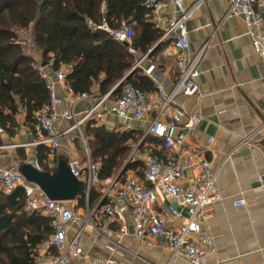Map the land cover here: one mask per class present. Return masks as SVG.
<instances>
[{
    "label": "crops",
    "instance_id": "obj_1",
    "mask_svg": "<svg viewBox=\"0 0 264 264\" xmlns=\"http://www.w3.org/2000/svg\"><path fill=\"white\" fill-rule=\"evenodd\" d=\"M197 1L185 0L184 4L186 8H191L186 21L190 41L189 54L194 55L204 48L198 77L202 96L179 95L176 98V105L183 113L181 128L189 126L187 119L189 114L200 115L199 123L187 134V145L204 150L216 173L218 199L208 208L210 218L201 227L203 234L213 236L216 247V252L208 257V264H264L262 58L253 48L243 17L228 15V0H203L199 3ZM169 8L172 10L173 7L170 5ZM148 18L154 23L152 17ZM162 23L167 25V20ZM160 39L146 53L132 51L136 55L134 63L147 54L148 58L154 60L158 66L156 80L145 75L140 68L136 69L139 75L143 76L141 82L138 80L141 86L130 83L143 91L154 93L158 81L164 85L165 91L169 92L179 75L174 56L177 51L173 43L160 42ZM159 44L160 47L156 48ZM168 48L171 49V53L166 52ZM152 52L154 55L150 56ZM34 56L40 59L38 53ZM133 66L124 77L133 70ZM44 67L52 73L50 65ZM120 81L106 93L101 94L99 86L96 85L92 93L83 95L75 94L65 81L53 82L54 89L63 99L60 108H70L82 115L102 96L110 93L112 98V92L121 86ZM119 94L120 92L117 96ZM16 118L18 124L14 133L5 129V132L0 134V168H14L20 171L22 165L32 163L41 170L54 172L63 164L68 165L70 152H76L85 158L86 146L81 135L84 134L86 137L90 152L86 134L89 123L105 125L110 129L139 132L142 138L133 145L128 160L130 158L132 160L134 152L140 155L132 161H142L141 156L152 151L164 161L173 160L175 156L174 152L164 147L163 142L145 143L144 146H140L143 140L150 136L146 134L147 122L142 121L138 124L135 120H130L125 123L109 110L104 111L101 118L86 121L80 128H72L73 122L69 120L57 123L56 132H64L67 129L70 131L62 135L56 148L46 144H36L44 133L38 130L35 121L26 120L24 110L17 114ZM128 125L131 127H127ZM181 128L178 131L183 130ZM130 173L143 180V176H139L136 171ZM110 181L111 179L105 180L100 185H96L91 194L93 191L101 194ZM0 191L4 192L1 185ZM77 197L71 203H65L79 217L67 227L68 238L79 236L83 248L82 256L73 258L74 262L88 264L91 259L100 257L112 259L114 264H148L137 258V255L152 264H189L182 260H174L170 263L168 249L142 243L134 234L131 214L110 216L103 213L98 208L101 198L93 208H90V197L87 199L85 191V206L80 207ZM237 200H244L245 203L235 205ZM173 203H175L173 199L159 193L154 206L160 210ZM86 209L89 213H87L88 217L84 218L82 214ZM124 227L129 230L128 235H122L121 230ZM81 229L82 233L79 234ZM193 237L198 239L199 233L193 234ZM49 240L40 248L36 263L47 255L45 245ZM150 240L156 243L162 241L157 237H150ZM113 242L121 243L128 251L121 249L112 251L108 244ZM50 253L55 252L51 250ZM48 262L46 264H49Z\"/></svg>",
    "mask_w": 264,
    "mask_h": 264
},
{
    "label": "built area",
    "instance_id": "obj_2",
    "mask_svg": "<svg viewBox=\"0 0 264 264\" xmlns=\"http://www.w3.org/2000/svg\"><path fill=\"white\" fill-rule=\"evenodd\" d=\"M184 1L146 0L145 3L148 9L147 16L152 17L156 26L162 29L160 42H172L177 51L174 56L179 75L171 91L166 92L164 85L158 81L154 93L143 91L126 81L127 77H124L119 82L121 85L119 96L112 99L110 93L106 94L80 115L73 109L60 108L63 99L54 89L53 81H65L66 71L59 69L52 74L41 68V74L47 79L50 93L49 102L35 113L36 126L44 133L36 144L56 148L62 135L70 131L67 129L64 132H56L57 123L69 120L73 122L72 128H80L86 121L101 118L106 110L113 111L125 123L130 120H135L138 124L142 121L147 122L146 134L161 139L164 147L174 152V159L164 161L155 154L145 153L141 156L145 165L143 180L131 173L122 179L119 172L101 193L100 203L104 201L101 211L110 216L131 214L135 236L144 244L159 245L168 249L170 263L182 260L189 264H208V257L216 252V247L213 236L203 234L201 227L210 218L208 208L218 199L216 173L204 150L187 145V134L199 123L200 115L189 114L187 117L189 126L181 128L183 113L176 105V98L179 95L202 96L198 77L204 48L194 55L189 54L190 41L186 21L191 8H186ZM201 1L203 0H198L197 3ZM228 2V15L243 17L247 34L252 40L254 50L261 56L264 66V0ZM170 5L173 7L172 10L169 8ZM164 20H167V25H163ZM95 26L106 31L120 43L132 42L133 28L130 24L112 28L104 22ZM166 52L171 53V49L168 48ZM137 68L152 79H157L158 66L147 54L134 63L133 70ZM180 128L183 130L178 131ZM4 132L5 128L0 123V134ZM81 136L86 146L85 158L76 152H70L68 166L82 183L88 199L92 189L102 183L101 165L92 160L87 139L84 134ZM132 155V160L138 156L135 152ZM144 182L149 184L146 185ZM0 185L6 194H12L18 187L25 189L28 194L27 209L30 211L41 209L50 219L53 233L45 245L47 255L36 264H46L47 261L49 264H78L72 259L82 256L81 241L79 236L72 239L67 236L68 225L79 218L74 210L60 200L50 198L37 183L29 181L17 169L1 167ZM159 193L173 199L175 203L158 210L154 205ZM244 203V200L235 201V205ZM121 232L122 235L129 234L125 227ZM81 233L82 229L79 231V234ZM195 233H199L198 239L193 237ZM150 237H157L162 241L156 243L150 240ZM108 247L112 251L118 249L128 251L118 242L108 244ZM51 250L55 253H50ZM136 257L152 264L142 257L137 255ZM88 264H114V261L97 257L91 259Z\"/></svg>",
    "mask_w": 264,
    "mask_h": 264
},
{
    "label": "trees",
    "instance_id": "obj_3",
    "mask_svg": "<svg viewBox=\"0 0 264 264\" xmlns=\"http://www.w3.org/2000/svg\"><path fill=\"white\" fill-rule=\"evenodd\" d=\"M145 3L146 0H0V123L6 131L14 133L16 116L22 110L26 120L34 122L35 113L49 102L47 79L41 74L44 66L50 65L52 73L66 67L65 82L77 95L92 93L96 85L101 94L106 93L116 85L131 70L135 52H148L163 34L147 17ZM104 22L112 28L134 24L131 44L120 43L96 28ZM23 31L29 34L24 40ZM31 50L40 55L39 60ZM139 74L135 69L126 81L141 86L138 80L141 82L143 76ZM120 90L121 86L111 97L115 98ZM86 134L92 160L101 165L102 181L114 178L122 168V179L134 171L143 176L144 163L128 160L133 145L142 138L139 132L89 123ZM153 142L161 144L162 140L150 135L140 146ZM77 198L79 206L84 207L83 189ZM100 198L101 194L93 191L90 208ZM26 204L27 194L22 187L12 194L0 191V264H35L40 248L53 233L50 219L41 209L30 211Z\"/></svg>",
    "mask_w": 264,
    "mask_h": 264
},
{
    "label": "water",
    "instance_id": "obj_4",
    "mask_svg": "<svg viewBox=\"0 0 264 264\" xmlns=\"http://www.w3.org/2000/svg\"><path fill=\"white\" fill-rule=\"evenodd\" d=\"M123 171L124 168L120 171V174ZM20 172L29 181L37 183L50 198L55 200H73L82 189V183L72 174L66 164L61 165L56 171L50 172L28 163L22 165Z\"/></svg>",
    "mask_w": 264,
    "mask_h": 264
},
{
    "label": "rangeland",
    "instance_id": "obj_5",
    "mask_svg": "<svg viewBox=\"0 0 264 264\" xmlns=\"http://www.w3.org/2000/svg\"><path fill=\"white\" fill-rule=\"evenodd\" d=\"M30 32V31H29ZM29 36V34L27 33V32H25V31H23L22 32V34H21V37L23 38V40L26 38V37H28ZM31 49V48H30ZM32 52H33V50H31ZM34 54H36V52H33ZM154 61V60H153ZM155 62V61H154ZM138 155H140V153L138 154ZM128 174H130V173H128ZM127 174V175H128ZM61 202H63V203H71L72 202V200H69V201H61ZM82 213V212H81ZM87 213H89L88 211H87V209L85 210V212H84V214H82L83 215V217L84 218H86V217H88V214ZM91 222V221H90Z\"/></svg>",
    "mask_w": 264,
    "mask_h": 264
}]
</instances>
